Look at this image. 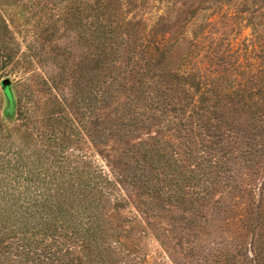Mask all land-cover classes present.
Here are the masks:
<instances>
[{
	"label": "rangeland",
	"instance_id": "rangeland-1",
	"mask_svg": "<svg viewBox=\"0 0 264 264\" xmlns=\"http://www.w3.org/2000/svg\"><path fill=\"white\" fill-rule=\"evenodd\" d=\"M262 56L264 0H0V156L101 231L0 264H264Z\"/></svg>",
	"mask_w": 264,
	"mask_h": 264
},
{
	"label": "trees",
	"instance_id": "trees-1",
	"mask_svg": "<svg viewBox=\"0 0 264 264\" xmlns=\"http://www.w3.org/2000/svg\"><path fill=\"white\" fill-rule=\"evenodd\" d=\"M255 33L257 34L256 31ZM262 61L264 65L263 56ZM24 154L26 155V152ZM21 163L22 166L18 168V164ZM32 167L35 168L36 164L31 160L19 162L0 156V244L4 243L3 239L26 241V238L31 237L34 239L29 246L38 249L41 245L49 247L46 244L48 239L54 240L61 237L69 239L70 233L73 237L80 239L83 237L85 243L88 241L98 243L100 239L98 235L101 232L99 226L93 220L89 221L86 206L78 196H75L70 205H66L68 210L61 206L57 215H53L51 210H46L40 204L42 197L31 191V188L27 186L29 179L21 173L24 170L29 172L28 169ZM14 172L19 174L14 175ZM21 197L26 200L23 201ZM90 206L94 205L90 204ZM68 213L71 214L67 215Z\"/></svg>",
	"mask_w": 264,
	"mask_h": 264
},
{
	"label": "water",
	"instance_id": "water-1",
	"mask_svg": "<svg viewBox=\"0 0 264 264\" xmlns=\"http://www.w3.org/2000/svg\"><path fill=\"white\" fill-rule=\"evenodd\" d=\"M7 84H8V80L7 79H5V80L2 81V86H5L6 87Z\"/></svg>",
	"mask_w": 264,
	"mask_h": 264
}]
</instances>
